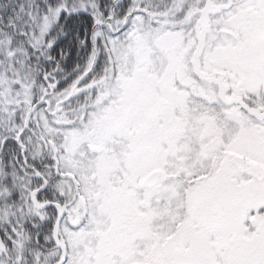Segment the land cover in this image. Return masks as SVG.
Segmentation results:
<instances>
[{"label": "snow or ice", "instance_id": "snow-or-ice-1", "mask_svg": "<svg viewBox=\"0 0 264 264\" xmlns=\"http://www.w3.org/2000/svg\"><path fill=\"white\" fill-rule=\"evenodd\" d=\"M0 264H264V0H0Z\"/></svg>", "mask_w": 264, "mask_h": 264}, {"label": "trees", "instance_id": "trees-1", "mask_svg": "<svg viewBox=\"0 0 264 264\" xmlns=\"http://www.w3.org/2000/svg\"><path fill=\"white\" fill-rule=\"evenodd\" d=\"M73 62H75V53L72 54V60L69 61V64H71V63H73Z\"/></svg>", "mask_w": 264, "mask_h": 264}]
</instances>
